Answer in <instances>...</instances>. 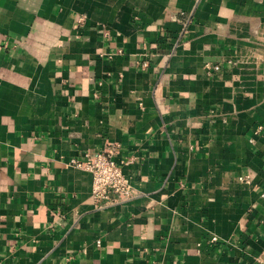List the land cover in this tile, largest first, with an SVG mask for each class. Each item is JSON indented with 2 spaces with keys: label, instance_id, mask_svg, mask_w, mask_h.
<instances>
[{
  "label": "crops",
  "instance_id": "crops-1",
  "mask_svg": "<svg viewBox=\"0 0 264 264\" xmlns=\"http://www.w3.org/2000/svg\"><path fill=\"white\" fill-rule=\"evenodd\" d=\"M263 156L264 0H0V264H264Z\"/></svg>",
  "mask_w": 264,
  "mask_h": 264
},
{
  "label": "built area",
  "instance_id": "built-area-1",
  "mask_svg": "<svg viewBox=\"0 0 264 264\" xmlns=\"http://www.w3.org/2000/svg\"><path fill=\"white\" fill-rule=\"evenodd\" d=\"M115 149L116 146L111 144L102 150L86 152L81 158L69 160L71 166L90 173L92 197L99 206L130 200L136 196L129 178L123 172V166L128 162L116 161ZM238 179L247 181L248 175L239 176ZM215 240L214 237L210 239L211 242Z\"/></svg>",
  "mask_w": 264,
  "mask_h": 264
}]
</instances>
